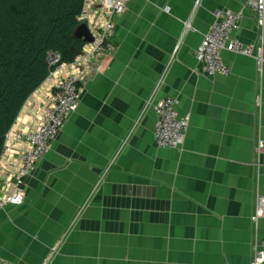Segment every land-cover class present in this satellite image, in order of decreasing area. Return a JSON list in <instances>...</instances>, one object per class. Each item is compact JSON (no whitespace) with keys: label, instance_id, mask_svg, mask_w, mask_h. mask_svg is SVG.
I'll return each mask as SVG.
<instances>
[{"label":"crops","instance_id":"1","mask_svg":"<svg viewBox=\"0 0 264 264\" xmlns=\"http://www.w3.org/2000/svg\"><path fill=\"white\" fill-rule=\"evenodd\" d=\"M242 2L127 1L76 112L25 180L23 203L0 211V260L250 264L264 251V219L250 220L264 196V62L223 51L229 75L208 76L194 54L216 11L240 12L233 36L257 43ZM48 78L13 132L34 128L54 94ZM163 98L188 125L175 147L155 144Z\"/></svg>","mask_w":264,"mask_h":264},{"label":"built area","instance_id":"2","mask_svg":"<svg viewBox=\"0 0 264 264\" xmlns=\"http://www.w3.org/2000/svg\"><path fill=\"white\" fill-rule=\"evenodd\" d=\"M127 1L83 0V10L77 20L86 26L92 41L84 43L73 63H59L58 55L49 56V65L55 66L48 78L51 81L49 88L54 92L52 99L35 116V126L31 131L13 132L11 128L6 135L0 157V211L6 205L19 206L23 203L25 180L32 175L38 161L50 151V142L59 134L67 119L76 112L91 66L98 62L99 55L111 49L114 19L125 12ZM242 7L250 9L253 14L258 41L255 45L243 44L233 36L242 18L240 12L216 11L213 25L194 51L208 76L229 75L230 71L221 57L223 51L253 57L258 66L264 62V0H243ZM154 114L155 144L161 147L181 144L188 125L187 121L178 117L175 100H158ZM19 140L23 143L22 147L14 149L12 143ZM257 150H263L261 139ZM261 219H264V196L258 195L250 220L256 223ZM0 264L11 263L0 260ZM250 264H264V251L255 248Z\"/></svg>","mask_w":264,"mask_h":264},{"label":"trees","instance_id":"3","mask_svg":"<svg viewBox=\"0 0 264 264\" xmlns=\"http://www.w3.org/2000/svg\"><path fill=\"white\" fill-rule=\"evenodd\" d=\"M83 0H0V157L28 98L55 66L73 63L84 41L74 37Z\"/></svg>","mask_w":264,"mask_h":264},{"label":"water","instance_id":"4","mask_svg":"<svg viewBox=\"0 0 264 264\" xmlns=\"http://www.w3.org/2000/svg\"><path fill=\"white\" fill-rule=\"evenodd\" d=\"M74 37L80 40H83L84 42H91L92 39L88 33V30L85 25H79L74 33Z\"/></svg>","mask_w":264,"mask_h":264},{"label":"clouds","instance_id":"5","mask_svg":"<svg viewBox=\"0 0 264 264\" xmlns=\"http://www.w3.org/2000/svg\"><path fill=\"white\" fill-rule=\"evenodd\" d=\"M78 21V20H77ZM79 25H82V24H79ZM85 43V42H84Z\"/></svg>","mask_w":264,"mask_h":264}]
</instances>
